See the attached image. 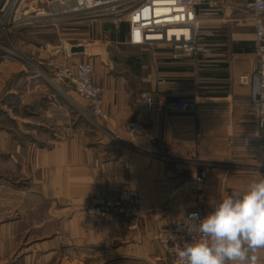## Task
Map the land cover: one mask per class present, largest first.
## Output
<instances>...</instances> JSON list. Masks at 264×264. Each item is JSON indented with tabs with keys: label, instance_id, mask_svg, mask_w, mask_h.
<instances>
[{
	"label": "crops",
	"instance_id": "crops-1",
	"mask_svg": "<svg viewBox=\"0 0 264 264\" xmlns=\"http://www.w3.org/2000/svg\"><path fill=\"white\" fill-rule=\"evenodd\" d=\"M37 28L35 33H55L54 26ZM206 30L210 35L200 41L207 53L174 59L165 46L128 44L126 23L117 42L137 57L129 58L130 67L93 72L105 87L107 118H98V125L81 113L79 107L88 105L70 86H63V95L19 62L5 68L3 104L40 125H15L0 109V264H60L55 261L60 252L70 264H169L156 234L171 217L195 207L193 192L183 185L196 171L189 152L197 133L209 162L204 172L211 211L223 196L264 176V148L239 149L227 142L230 134L257 130L250 88L238 81L250 70L255 43L243 0H223ZM160 73L165 80L160 91L168 99H195L197 109L143 113L138 94L159 90ZM124 185L141 197L139 216L85 213L90 196ZM169 194L168 212L154 214L152 202ZM259 258L264 264V250Z\"/></svg>",
	"mask_w": 264,
	"mask_h": 264
},
{
	"label": "built area",
	"instance_id": "built-area-1",
	"mask_svg": "<svg viewBox=\"0 0 264 264\" xmlns=\"http://www.w3.org/2000/svg\"><path fill=\"white\" fill-rule=\"evenodd\" d=\"M25 0H21V3ZM31 13L39 19L42 26H56L74 18L81 19L89 14L108 17L115 29L121 24H128L126 42L131 45L151 47L165 46L172 52L174 59H182L193 54L207 53V47L201 43L211 32L206 30V23L217 17L223 0H32ZM243 9L250 14L254 26L255 38L252 51L253 59L250 70L238 75L240 84L250 88V103L253 107L257 130L252 134H230L228 144L239 149L264 148V0H243ZM12 9L4 16H10ZM79 17V18H78ZM30 19H16L12 27H18ZM2 20V19H1ZM0 20V23H1ZM7 21V20H6ZM10 22V21H8ZM69 44L60 52L71 59L78 52H73ZM77 46V45H75ZM80 53V52H79ZM51 80L57 85L70 86L76 94L88 103L90 117L95 125L98 118L106 119L104 110L105 87L94 81L91 63L76 61L55 66ZM164 76H157L159 90L145 91L138 94L141 111L170 110L174 112L194 111L195 99L170 100L161 91ZM201 136L196 134V149L200 147ZM196 151L193 152L196 155ZM196 171L183 186L194 194L195 207L181 216L171 217L165 230L157 234V241L169 264H179L178 252L183 243L190 242L197 233L196 226L189 220L193 213L202 219L210 211V190L205 177L201 174L197 161L190 160ZM141 198L135 190L122 188L114 195L95 197L92 209L99 216H138ZM172 205V197L166 196L153 204V210L166 214ZM91 212V211H90Z\"/></svg>",
	"mask_w": 264,
	"mask_h": 264
},
{
	"label": "rangeland",
	"instance_id": "rangeland-1",
	"mask_svg": "<svg viewBox=\"0 0 264 264\" xmlns=\"http://www.w3.org/2000/svg\"><path fill=\"white\" fill-rule=\"evenodd\" d=\"M31 1L32 0H25L21 3V0H0V20L2 19L0 24L7 29V31L0 38V80L3 76L2 74L5 68L7 69L8 65L11 62H19L20 64L24 65V67L27 68L28 71L36 74L37 76H41L47 82L53 83V81L51 80V75L55 69V66H59L62 63L67 62H76L73 59L70 60L68 58H65L60 52L63 46L69 44L83 46L85 47V51L87 49L88 53L84 55L86 58H81L78 61H86L88 63H90L89 61H91L94 75L101 69L109 71L130 67L129 58L135 59L137 57V53L131 52L129 48H125L117 42L119 39V29H115L112 20L106 16L97 17L93 14H89L81 19L74 18L66 22L57 23L56 26H54V34L35 33L36 29H39L37 27L41 26V24H39V19H37V17H35L34 20V14L30 11V6L32 3ZM10 9L13 10L11 15L4 16V13ZM25 16H28L30 18L26 23L18 27L11 26V24H13L16 19H18V21L23 20ZM125 75L127 74L125 73ZM2 83L3 82L0 81V84ZM53 85L56 86V89L60 93H63V95L65 94L63 86L66 85H57L54 83ZM81 99L82 98H80V100ZM3 102L4 99H2V97L0 96V109L8 114L7 116L14 122L15 125H21L26 129L40 125L39 120L37 118H34L33 116H15V110L11 106H8L6 104L4 105ZM86 104L88 105L87 102ZM9 109H11V111ZM79 109L81 113H83V115H86L92 123V119L89 116V109L87 110L82 107H79ZM195 150H197L196 155L193 154ZM202 150V141H200V147L196 149L195 144L192 150H190L189 155L190 159H194L197 161L198 167L201 170V174L206 177L204 170L208 166L209 162L207 163L206 160L203 159ZM207 187L209 186L207 185ZM122 188L132 189L129 185H124ZM115 193L108 195L111 196ZM167 196H170V194ZM95 197L100 196H90L86 202L84 211L87 215L97 216L99 218L115 216L128 219L137 217V215L126 217L116 216L112 214L107 216H99L95 213H92L94 211V209H92V204ZM162 199L163 198H160L152 202L151 209L154 214L159 215V213H156L153 210V204L159 202ZM159 232L160 231H158L157 234ZM156 242L159 246L157 238ZM159 249L161 250L160 246ZM55 261L60 264H70L69 262L71 260L70 258H68V255L60 252L56 254ZM92 263L85 262V264ZM76 264L80 263L77 262Z\"/></svg>",
	"mask_w": 264,
	"mask_h": 264
},
{
	"label": "clouds",
	"instance_id": "clouds-1",
	"mask_svg": "<svg viewBox=\"0 0 264 264\" xmlns=\"http://www.w3.org/2000/svg\"><path fill=\"white\" fill-rule=\"evenodd\" d=\"M197 233L183 243L179 264H261L264 250V176L223 196L202 219L189 218Z\"/></svg>",
	"mask_w": 264,
	"mask_h": 264
},
{
	"label": "water",
	"instance_id": "water-1",
	"mask_svg": "<svg viewBox=\"0 0 264 264\" xmlns=\"http://www.w3.org/2000/svg\"><path fill=\"white\" fill-rule=\"evenodd\" d=\"M72 51L73 52H81V53H85V47L83 46H73L72 47Z\"/></svg>",
	"mask_w": 264,
	"mask_h": 264
},
{
	"label": "trees",
	"instance_id": "trees-1",
	"mask_svg": "<svg viewBox=\"0 0 264 264\" xmlns=\"http://www.w3.org/2000/svg\"><path fill=\"white\" fill-rule=\"evenodd\" d=\"M126 25V22L122 23L119 29V37L123 38V30L124 26Z\"/></svg>",
	"mask_w": 264,
	"mask_h": 264
},
{
	"label": "bare ground",
	"instance_id": "bare-ground-1",
	"mask_svg": "<svg viewBox=\"0 0 264 264\" xmlns=\"http://www.w3.org/2000/svg\"><path fill=\"white\" fill-rule=\"evenodd\" d=\"M6 31H7V29L4 28L3 26H1V24H0V38L3 36V34H4ZM10 114H12V113H10Z\"/></svg>",
	"mask_w": 264,
	"mask_h": 264
}]
</instances>
